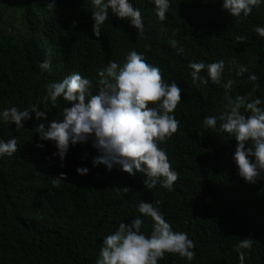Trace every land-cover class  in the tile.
I'll use <instances>...</instances> for the list:
<instances>
[{
  "label": "trees",
  "instance_id": "obj_1",
  "mask_svg": "<svg viewBox=\"0 0 264 264\" xmlns=\"http://www.w3.org/2000/svg\"><path fill=\"white\" fill-rule=\"evenodd\" d=\"M0 0V108L21 109L39 104L47 119H61L70 102L44 101L46 85L78 71L92 80L95 93L98 70L110 61L123 64L133 48L158 65L170 84L179 83L182 100L174 110L181 121L176 133L161 142L179 177L168 189L160 183L148 189L143 173L135 176L104 164L93 166L99 152L91 140L70 147L65 161L53 156L51 140L41 141L35 112L17 130L15 122L0 120V138L18 137V150L0 157V264H96L103 237L121 221L142 215L141 199L162 211L176 231L187 232L195 242V257L166 253L159 264H239L234 245L242 238L255 240L245 264H264V179L247 182L233 159L237 141L220 130L204 129L205 115L224 111L225 89L211 80L192 83V60L205 64L223 59V81H234L232 95L264 97V4L246 17H234L223 0H171L161 21L151 0H133L145 28L141 32L129 19L110 12L102 35L93 33L90 0ZM22 10L25 25L16 27L12 8ZM14 20V21H12ZM237 35L246 40L236 41ZM175 42V43H173ZM50 58L52 69H40ZM241 64L248 66L243 76ZM258 75L248 80L250 73ZM201 74L207 76V70ZM243 111V109H242ZM45 118H41L43 120ZM219 124V121H218ZM44 143V147L37 146ZM78 166L90 171L80 174ZM67 175L59 177L60 173ZM53 180H59L54 184ZM130 191L124 192L123 186ZM159 201L160 203H156ZM145 216L141 231H152Z\"/></svg>",
  "mask_w": 264,
  "mask_h": 264
},
{
  "label": "clouds",
  "instance_id": "obj_2",
  "mask_svg": "<svg viewBox=\"0 0 264 264\" xmlns=\"http://www.w3.org/2000/svg\"><path fill=\"white\" fill-rule=\"evenodd\" d=\"M95 37L102 35V26L110 19V12L121 19H129L139 31L145 28L141 9L133 0H90ZM159 20H165L171 0H151ZM55 0L49 4L53 5ZM264 0H223L222 7L234 17H246L253 8H259ZM255 31L264 37V25H256ZM236 41L246 40L245 35H237ZM175 43V42H173ZM40 69H52L50 58L40 61ZM188 67L192 70V83L198 87L211 80L224 87V111L217 115H205L204 129L220 130L237 141L233 159L238 172L249 183L264 179V97L250 98L247 95H232L234 81L222 80L225 71L223 59L205 64L192 60ZM207 70V76L201 70ZM248 66L241 64L237 74L243 76ZM99 89L93 92L92 80L74 71L62 80L46 85L44 101L56 105L59 98L70 102L63 108L61 119H47L48 111L39 104L21 109L17 105L0 108V120L15 122L16 129L24 128L26 119L33 111L40 123L37 132L41 141L51 140L59 156L65 161L72 145L91 140L99 152L93 157V166L104 164L109 171L113 167L135 176L143 173L148 189L157 183L172 189L179 177L169 160L167 151L160 147L177 132L181 121L176 118L175 109L182 100V86L176 81L170 84L163 78L158 65L144 59V53L132 49L123 64L110 61L107 67L98 70ZM248 80L256 81L258 75L252 72ZM243 109V111H242ZM41 118H45L41 120ZM219 121V124H218ZM43 148L44 143H38ZM18 137L0 138V157L12 156L18 150ZM80 174H87V166H78ZM67 174L61 172L59 177ZM58 184L59 180H53ZM129 192V186H123ZM160 203L159 201L156 202ZM142 214L134 216L130 222L121 221L118 228L103 237L96 264H159L166 253H178L192 261L196 255L195 242L187 232L176 231L162 211L150 201L141 199L137 205ZM152 218V231H141L144 217ZM255 240L250 237L240 239L234 248L239 255V264H245V250L253 248Z\"/></svg>",
  "mask_w": 264,
  "mask_h": 264
},
{
  "label": "rangeland",
  "instance_id": "obj_3",
  "mask_svg": "<svg viewBox=\"0 0 264 264\" xmlns=\"http://www.w3.org/2000/svg\"><path fill=\"white\" fill-rule=\"evenodd\" d=\"M13 12L11 11V14H14L15 15V20H16V27L17 28H21V25H25L26 22L23 21V17H22V10L19 9V8H12ZM14 21V20H12ZM10 25V24H8ZM8 25L5 26V24H0V28H4L5 30H9L10 27H8Z\"/></svg>",
  "mask_w": 264,
  "mask_h": 264
}]
</instances>
